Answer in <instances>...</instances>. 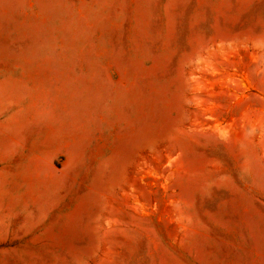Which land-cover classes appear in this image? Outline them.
I'll return each instance as SVG.
<instances>
[{"label": "rangeland", "instance_id": "obj_1", "mask_svg": "<svg viewBox=\"0 0 264 264\" xmlns=\"http://www.w3.org/2000/svg\"><path fill=\"white\" fill-rule=\"evenodd\" d=\"M0 264H264V0H0Z\"/></svg>", "mask_w": 264, "mask_h": 264}]
</instances>
